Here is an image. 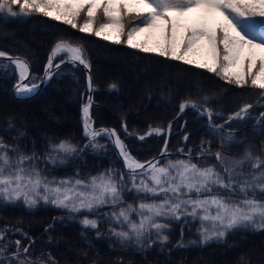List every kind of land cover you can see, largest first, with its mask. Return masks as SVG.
<instances>
[{
	"label": "trees",
	"instance_id": "obj_1",
	"mask_svg": "<svg viewBox=\"0 0 264 264\" xmlns=\"http://www.w3.org/2000/svg\"><path fill=\"white\" fill-rule=\"evenodd\" d=\"M14 10L18 13L16 17L0 14V50L26 58L32 68L31 81L36 82L57 41L71 40L81 46L90 62L96 87L95 103L91 107L94 126L115 128L137 160L146 161L158 155L165 148V140L168 150L179 148L185 135H188L185 150H193V162L200 166L218 162L213 154L200 156L199 145L214 153L221 152L228 162L242 161L245 153L264 157V120L261 119L264 103L254 105L243 118L227 122L224 129L206 123L221 124L242 106L261 101L254 94L256 90L236 88L214 74L100 40L36 14L21 16L18 8ZM59 60L57 57L55 62ZM0 63V144L7 147L10 156L15 158L16 153L34 156L32 163L41 175L57 182L76 177L87 180L109 168L128 175L107 136L96 138L93 147L82 133L80 109L87 91L85 73L80 66L62 65L37 94L18 98L12 90L19 79L18 73L7 61ZM113 84L115 88L111 87ZM189 98L208 106L211 120L191 108L178 115L180 102ZM150 126L168 131L140 139ZM61 142L73 145L76 151L57 153L54 149ZM186 158L169 157L173 162ZM253 171L256 170L245 164V171L236 178L243 179ZM141 196L144 194L137 193L129 183L116 210L137 206ZM145 199L151 202L152 198ZM112 207L105 205L90 214L72 213L43 199L33 205L23 199H0V235L3 236L0 249H6L0 259L8 264L17 251L16 241H20L21 253L28 248L26 258L55 264H264V228L228 229L223 237L203 242L198 217L180 220L169 217L158 220L167 224L160 234L150 230L139 242L135 237L125 241L113 234V229L118 232L121 226L105 215ZM86 215L98 220L96 229L83 225ZM132 219L138 221L139 217L133 213ZM123 230L128 229L125 226ZM232 238H238L240 244H230Z\"/></svg>",
	"mask_w": 264,
	"mask_h": 264
},
{
	"label": "snow or ice",
	"instance_id": "obj_2",
	"mask_svg": "<svg viewBox=\"0 0 264 264\" xmlns=\"http://www.w3.org/2000/svg\"><path fill=\"white\" fill-rule=\"evenodd\" d=\"M16 8L21 16L36 14L100 40L123 44L140 53L214 74L227 85L254 89V94L264 101V0H0V14L16 17ZM57 57L60 63L67 61L73 66L90 67L83 48L62 39L48 55L45 77H51L53 67H60V64L54 65ZM0 58L6 59L18 73L17 95H31L37 84L24 83L30 76L29 64L4 51H0ZM88 90H92L90 76ZM92 103L89 95L82 107L85 136L93 147L98 136L115 138V148L119 150L128 175L109 168L87 180L79 177L58 182L47 180L32 163L34 156L16 153L13 158L7 147L0 144V199H23L28 205L43 199L72 213L89 214L112 205L105 215L121 226L118 232L113 229V234L125 241L135 237L139 242L150 230L160 234L167 224L158 220L169 217L175 220L198 217L203 242L223 237L228 229L264 228V198L256 199L257 195L264 197V157L245 153L242 161L228 162L218 151L215 154L218 163L205 167L193 162V150L189 149L186 159L173 162L163 155L167 152L165 140L161 160L138 162L126 150L115 130H93ZM252 107V104L244 105L234 118H243ZM188 108L201 115L207 113L209 120L212 118L208 106H198L190 98L180 102L179 112ZM261 119L264 120V113ZM168 128L171 129V123ZM152 134L163 135L164 129L150 126L147 135ZM184 139H188L187 135ZM54 151L68 154L76 148L61 142ZM197 151L200 156L210 154L203 148ZM245 164L256 171L237 179L245 171ZM129 183L144 196L137 206L120 207L117 211L115 206L122 204V193ZM145 197H151V202ZM133 213L139 217L138 221L132 219ZM82 223L96 229L98 220L86 215ZM125 226L127 231L123 230ZM0 240H3L2 235ZM16 245L17 251L8 264H55L54 261L28 259V248L21 253L20 241H16ZM4 251L6 249H0V256ZM22 255L25 258L21 259ZM0 264H4L2 259Z\"/></svg>",
	"mask_w": 264,
	"mask_h": 264
},
{
	"label": "water",
	"instance_id": "obj_3",
	"mask_svg": "<svg viewBox=\"0 0 264 264\" xmlns=\"http://www.w3.org/2000/svg\"><path fill=\"white\" fill-rule=\"evenodd\" d=\"M57 43V42H56ZM55 43V44H56ZM72 43H74V42H72ZM54 44V45H55ZM74 44H77V43H74ZM53 45V46H54ZM1 51V50H0ZM6 53V52H5ZM10 55V54H9ZM12 58H17V57H19V58H21V59H23V60H25L28 64H29V68H30V76H29V78H28V80H26V81H24V83H30V79H31V74H32V68H31V64H30V62L26 59V58H24V57H22V56H15V55H10ZM0 60H6V59H4V58H0ZM7 61V60H6ZM87 61H88V59H87ZM8 62V61H7ZM66 63H70V62H67V61H65L64 63H60V61H58V62H56L55 63V60H54V65L55 64H60V67L62 66V65H64V64H66ZM88 63H89V65H90V62L88 61ZM70 64H72V63H70ZM73 65V64H72ZM78 66H80L83 70H84V73H85V77H86V91H87V96H86V100H85V102L82 104V106H81V109H80V121H81V125H82V133H83V135L85 136V133H84V128H83V123H82V107H83V105L84 104H86L87 103V99H88V96L89 95H91L92 96V99H93V103H92V105L95 103V101H94V98H93V94H94V91L96 90V87H95V85H94V83H93V77H92V72H91V65H90V67L89 68H84V66L83 65H78ZM59 67V68H60ZM57 70V68H55V67H53L52 69H51V71H52V73L54 74V72ZM52 74V75H53ZM52 75H51V77H52ZM89 76L91 77V82H92V90L91 91H89L88 90V78H89ZM51 77L50 78H48V77H45V75H44V72H43V74H42V76H41V78H40V80L38 81V82H35L36 84H37V87H36V89L34 90V92L31 94V95H17V92H16V85L18 84V82H19V80L18 81H16V83L14 84V86H13V88H12V90H13V93H14V95L16 96V97H18V98H28V97H31V96H33V95H35V94H37L47 83H48V81L51 79ZM41 81H43V82H41ZM256 104H258V102H256L255 104H252L253 106L254 105H256ZM92 105H91V107H92ZM244 107V106H243ZM239 111V110H238ZM237 111V112H238ZM236 112V113H237ZM90 117H91V121H92V125H93V130H95V131H97V132H99V131H101V130H109V131H111V130H115L116 131V129L115 128H113V127H106V126H100V127H95L94 126V119L92 118V116H91V108H90ZM231 117H233L232 119H228L227 121H231V120H233V119H236V118H234L235 117V113L231 116ZM116 133H117V135L119 136V134H118V132L116 131ZM144 136H147V134H145V135H142V136H140V137H144ZM98 137H100V136H98ZM97 137V138H98ZM120 137V136H119ZM109 138V137H108ZM114 139L115 138H109V140L111 141V143H112V145H113V147H114V149H115V152H116V155H117V157H118V159L122 162V164H123V160H122V158H120L119 157V150L118 149H116L115 148V144H114ZM120 139H121V141L123 142V140H122V138L120 137ZM89 140V139H88ZM124 143V142H123ZM183 148L184 147H181V148H179L178 150H175V151H167L166 153H163V155H165V156H171V155H174V154H178V155H182V156H188V152H185V151H183ZM182 150V151H181ZM128 151V150H127ZM132 156V155H131ZM191 156H192V153H191ZM133 157V156H132ZM134 158V157H133ZM135 160H137L136 158H134ZM162 159V152L159 154V155H157V156H155V157H153V158H150V159H148V160H146V161H139V160H137L138 162H149V161H155V160H161ZM126 170H128V169H126Z\"/></svg>",
	"mask_w": 264,
	"mask_h": 264
},
{
	"label": "bare ground",
	"instance_id": "obj_4",
	"mask_svg": "<svg viewBox=\"0 0 264 264\" xmlns=\"http://www.w3.org/2000/svg\"><path fill=\"white\" fill-rule=\"evenodd\" d=\"M196 103H197V102H196ZM197 105H198V106H205V105H203V104H199V103H197ZM242 107H243V106H242ZM242 107H241V108H242ZM241 108H240V109H241ZM240 109H238V110H240ZM238 110H237V111H238ZM237 111H235L234 113H236ZM234 113H232L231 116H232ZM180 114H181V113L179 112L178 115H180ZM200 114H201V113H200ZM204 115L207 116V113H204ZM231 116H230V117H231ZM230 117H229V118H230ZM229 118H228V119H229ZM228 119H226L223 123H221V124H217V125H212L211 122H209V121H206V123H207L208 126H213V127L216 128V129H224V128H225V124H226L227 122H229V121H227ZM255 123H256V122H254V123H252V124H255ZM248 126H250V125H248ZM243 128H245V127H243ZM226 130H228V129H226ZM166 131H168V129H167ZM228 131L233 132V133L236 132V130H228ZM146 134H147V133H146ZM184 137H185V136H184ZM184 137H183V145H181L179 148L184 147V148H183V151L188 152V151L185 150V145H186V142H187L188 139L185 140ZM187 137H188V135H187ZM179 148H177V149H175V150H178ZM197 148H199V149L203 148L205 151H207V152L210 153V154H213L214 156H215V154H216V153H214L212 150H208L207 148L202 147L201 145L197 146ZM175 150H168V149H167V151H175ZM161 152H162V151H161ZM161 152H160V153H161ZM160 153H159V154H160ZM159 154H158V155H159ZM175 155H178V154H174V155L167 156V157L169 158V157H172V156H175ZM156 156H157V155H156ZM180 156H182V155H180ZM154 157H155V156H154ZM152 158H153V157H152ZM237 240H238V238H232V239H231L230 241H228V242H229L230 244H233V245H238V244H240V241H237Z\"/></svg>",
	"mask_w": 264,
	"mask_h": 264
},
{
	"label": "rangeland",
	"instance_id": "obj_5",
	"mask_svg": "<svg viewBox=\"0 0 264 264\" xmlns=\"http://www.w3.org/2000/svg\"><path fill=\"white\" fill-rule=\"evenodd\" d=\"M108 63H109V62H108ZM0 64H1V63H0ZM109 65H110V64H109ZM258 103H264V101H260V100H259Z\"/></svg>",
	"mask_w": 264,
	"mask_h": 264
}]
</instances>
